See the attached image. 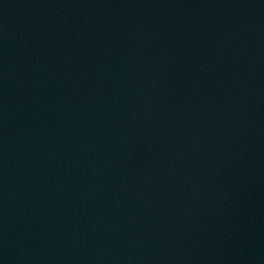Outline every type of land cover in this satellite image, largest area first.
<instances>
[{
    "label": "water",
    "instance_id": "water-1",
    "mask_svg": "<svg viewBox=\"0 0 264 264\" xmlns=\"http://www.w3.org/2000/svg\"><path fill=\"white\" fill-rule=\"evenodd\" d=\"M0 264H264V0H0Z\"/></svg>",
    "mask_w": 264,
    "mask_h": 264
}]
</instances>
